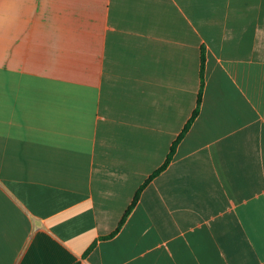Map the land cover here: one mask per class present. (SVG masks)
Here are the masks:
<instances>
[{
    "label": "crops",
    "instance_id": "obj_1",
    "mask_svg": "<svg viewBox=\"0 0 264 264\" xmlns=\"http://www.w3.org/2000/svg\"><path fill=\"white\" fill-rule=\"evenodd\" d=\"M0 264H264V0H0Z\"/></svg>",
    "mask_w": 264,
    "mask_h": 264
},
{
    "label": "trees",
    "instance_id": "obj_2",
    "mask_svg": "<svg viewBox=\"0 0 264 264\" xmlns=\"http://www.w3.org/2000/svg\"><path fill=\"white\" fill-rule=\"evenodd\" d=\"M203 64H204V59H203ZM199 107H200V100L198 101V104H197V109L195 110L194 114H193V117L192 119L190 120V122L188 123L187 125V130L188 128L190 127L191 123L194 121V119L197 117L198 113H199ZM169 164V159L167 160V162L165 163V165L157 172L153 175V177L151 178H154L155 176H157L158 174H160L166 167L167 165ZM140 193V192H139ZM139 193L137 194V196L135 197L132 205L130 206V208L127 210V212L125 213V216L123 218V220L121 221L120 223V227L119 229L121 228V226L125 223L127 217L130 215L131 211L133 210V208L135 207L137 201H138V198H139ZM119 229H117V231L113 234V236L119 231Z\"/></svg>",
    "mask_w": 264,
    "mask_h": 264
}]
</instances>
